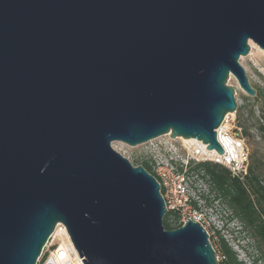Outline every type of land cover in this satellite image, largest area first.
<instances>
[{"label": "water", "instance_id": "95a60500", "mask_svg": "<svg viewBox=\"0 0 264 264\" xmlns=\"http://www.w3.org/2000/svg\"><path fill=\"white\" fill-rule=\"evenodd\" d=\"M249 41L264 51V0H0V264H36L57 223L84 264H218L112 144L225 153Z\"/></svg>", "mask_w": 264, "mask_h": 264}, {"label": "rangeland", "instance_id": "374dc122", "mask_svg": "<svg viewBox=\"0 0 264 264\" xmlns=\"http://www.w3.org/2000/svg\"><path fill=\"white\" fill-rule=\"evenodd\" d=\"M249 42L253 46L249 45L248 54L240 56L238 62L243 67L251 86L264 95V51L252 41ZM226 84L235 86L238 91H234V97L237 108L242 115V124L238 126L235 112L225 115L223 125L229 129L231 134L243 140L248 152V165L253 163L259 167V174L264 183V141L261 138L262 133L258 129V121L260 120L257 121V104L246 99L250 96L240 88L233 75L228 77ZM251 109L254 111V116H251L249 112ZM242 127L247 128L248 136L242 134ZM155 139V141H164L169 139V135ZM169 140L176 145L192 143L181 138H170ZM112 147L133 165L147 163L143 155L144 144L129 146L123 142H113ZM182 165L183 171L187 172L186 175L191 186L190 197L196 203L197 212L201 214L200 222L208 232L210 243L220 264H229L226 261L228 257H235L242 264H264V260L261 258L262 255L264 256V245L259 237L254 234L252 228L234 216L230 207L211 187L207 176L203 175L202 171H188L190 165H195L194 162ZM188 217L192 218L193 214L190 213ZM167 218V222L178 225V218L172 216Z\"/></svg>", "mask_w": 264, "mask_h": 264}, {"label": "built area", "instance_id": "2783aa9c", "mask_svg": "<svg viewBox=\"0 0 264 264\" xmlns=\"http://www.w3.org/2000/svg\"><path fill=\"white\" fill-rule=\"evenodd\" d=\"M216 137L225 151L223 154H218L215 150H207L200 142L191 141L190 144L179 143L176 145L170 142V137L164 141L152 139L143 143L145 145L143 155L151 167V174L160 185L166 214L170 217L177 215L178 226L190 218L188 217L190 213L193 214L190 219L201 223V214L192 206L191 186L186 175L187 172L181 169L182 164L190 162H194V164L199 162L217 163L228 169L233 177L240 180H243L248 172V152L243 140L231 134L223 122L217 129ZM203 227L206 230L205 226ZM36 264H84L74 249L63 224L55 225Z\"/></svg>", "mask_w": 264, "mask_h": 264}, {"label": "trees", "instance_id": "16d2710c", "mask_svg": "<svg viewBox=\"0 0 264 264\" xmlns=\"http://www.w3.org/2000/svg\"><path fill=\"white\" fill-rule=\"evenodd\" d=\"M246 99L252 100L257 104V121L258 129L261 131V138L264 141V95L261 91L256 90V94L253 97H247ZM251 116H254V111L249 110ZM242 115L239 109H236V121L238 126H241ZM242 134L248 136V130L246 127H242ZM141 165L149 173H151V167L148 163L136 164ZM182 169V168H181ZM189 172H199L207 176L211 187L217 191L218 195L222 197L224 202L230 207L232 213L240 221L244 222L252 228L254 234L259 237L264 245V183L259 174V167L249 164L248 172L240 180L233 177L228 169L220 164L213 162H199L191 166L188 169ZM192 206L197 209L195 201L192 202ZM169 215L166 214L163 221V226L167 230L175 229L178 225H172L167 222ZM177 218V215L175 216ZM227 253V252H226ZM264 260V256H261ZM229 264H242L237 261L235 257H228L226 260ZM220 264V261H218Z\"/></svg>", "mask_w": 264, "mask_h": 264}, {"label": "bare ground", "instance_id": "6f19581e", "mask_svg": "<svg viewBox=\"0 0 264 264\" xmlns=\"http://www.w3.org/2000/svg\"><path fill=\"white\" fill-rule=\"evenodd\" d=\"M249 45H251V47L253 46V44L251 43V42H249ZM181 139H183V140H185L186 142H200V141H198V140H196V139H184V138H181ZM201 143V142H200ZM203 146V145H202ZM209 151H212V150H209Z\"/></svg>", "mask_w": 264, "mask_h": 264}]
</instances>
